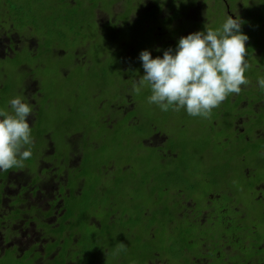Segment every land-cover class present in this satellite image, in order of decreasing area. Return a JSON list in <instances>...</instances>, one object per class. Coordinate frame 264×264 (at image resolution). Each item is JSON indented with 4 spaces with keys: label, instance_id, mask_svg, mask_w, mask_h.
<instances>
[{
    "label": "flooded vegetation",
    "instance_id": "af4514ba",
    "mask_svg": "<svg viewBox=\"0 0 264 264\" xmlns=\"http://www.w3.org/2000/svg\"><path fill=\"white\" fill-rule=\"evenodd\" d=\"M53 5L80 22V37L91 33L97 40L106 39L113 44L119 36L124 42H131L130 50L133 48L135 53L152 46L139 42L138 32L156 39L153 47L159 49H153L174 52L181 37L194 33L193 26H179L182 20L202 22L217 30L227 16L239 18L242 33L249 37L245 47L252 57L250 69L256 70L259 79L264 78V67L259 69L255 63L264 61V0H53ZM196 11L198 16L194 20ZM12 17V13L0 9V109L10 110L8 102L14 95L23 97V102L32 108L28 122L34 143L32 155L23 167L0 171V264H264V256L241 257L237 262V252L232 250L233 231L229 230L233 223L222 214L228 207L222 203L217 211L212 205L214 199L224 198L241 187L243 194L235 212L264 225L262 194L254 196L255 204L251 198L253 190H264V91L249 70L245 76L250 83L213 109L211 118L200 121V117H192L183 109L179 116L173 111L170 118L159 124L162 129L153 126V133L145 134L133 129L143 122L145 113L133 102V83L140 77L133 72L143 67L138 60L140 54H132L125 72L117 70L116 83L105 89L126 84L130 93L123 95V105L114 115L104 108L107 121L112 122L91 127L90 115L81 118L70 105L54 107L46 92L50 93L46 88L50 84L45 85L40 74H35L42 66L44 43L32 36L29 23L19 31L18 22L11 21ZM79 58L77 62L85 68L84 73L102 71L101 67L96 71V65L87 63L86 50ZM88 80L97 85L102 76ZM88 86L95 93L89 83ZM68 91L71 93L70 87ZM78 127L83 131L78 132ZM119 134L127 135L130 143L153 151L161 161L167 155L180 159L176 164L172 160L171 169H182L184 160L200 158L199 166L195 165L200 173L193 178L206 183H187L195 187L192 192L167 183L158 184L160 190H155L153 175L146 183H139L135 168L141 163L127 161L128 151L121 152L120 165L111 159H116L115 152H107V157L102 152L111 147L108 142L113 143L112 136ZM186 138L198 143L192 144ZM118 141V145H124L126 140ZM203 144L207 147L200 152ZM189 147L192 149L188 150ZM227 162L232 167L224 171V179L210 174L221 173ZM94 164L100 168L90 170L88 165ZM59 166L65 170L58 171ZM175 181L185 183L184 179ZM174 193L180 203L176 206L167 201L168 195L176 198ZM197 196L207 199L208 209L194 205L192 201ZM144 202L153 203V207L140 209ZM189 202L191 205L186 206ZM234 204L233 198L228 201L229 207ZM157 209H165L166 215L172 217L167 218L166 227L160 231L153 228L159 225L153 219L164 211ZM183 216L192 218L189 224H179ZM193 228L198 230L193 239H187L192 235L188 229ZM223 228L225 233L217 236V230ZM161 232L164 251L159 250ZM174 241L182 243L181 254L173 251ZM190 245L193 252L188 250Z\"/></svg>",
    "mask_w": 264,
    "mask_h": 264
},
{
    "label": "trees",
    "instance_id": "16d2710c",
    "mask_svg": "<svg viewBox=\"0 0 264 264\" xmlns=\"http://www.w3.org/2000/svg\"><path fill=\"white\" fill-rule=\"evenodd\" d=\"M53 6H54L53 0H0V9L12 13L13 17L11 21L17 20L18 22L17 28L19 31L22 30L23 25L29 23L32 27L29 29L32 36L35 37L38 42L44 43L43 47L45 48V52L42 56L41 59L42 66L39 69V73H38L41 76V80L51 76L52 78L51 81L54 80L55 82L61 83L62 87L54 92L55 95H60V94L66 95L67 93L70 94L68 91V87H70L71 93H74V91L75 93H77L81 89L80 88V84H81L80 79H81L82 82L87 81L90 84V86L94 88L95 93L99 91L110 92L116 90V99L123 101L124 100L123 93L126 94L130 93L129 87L126 86V84L125 86L120 88H115V85H113L108 91L105 90L110 86V83L111 84L116 83L118 79L116 71L112 69L110 70L111 74L113 73L114 75L113 77L112 75L108 74L109 70H102L97 72V74L95 73V71L84 73L83 69L82 71L76 70V67L74 66L73 63L77 62L80 59L79 56L84 50H86L88 43L82 40L81 38L82 36L81 37L79 36L77 24H79L80 22L76 23L77 21L75 18L71 17L70 15H64L63 12L59 10V8L54 9ZM259 21L262 22V19H259ZM211 29L214 30V28ZM23 31H25V29ZM73 56H75V58L73 60H69ZM246 60L251 67L252 57L249 56V53H247ZM87 63L96 65V67L93 68L96 71L100 68V64H101V62H99V60L95 57L89 59ZM255 63L258 64L259 69L264 67V61L256 60ZM71 67L73 71L72 78L70 74H67L68 69ZM250 67L248 68V70L251 72L252 76L259 80V76L256 70L250 69ZM56 69H60L62 74L63 75L65 74V76H62L60 78L57 77L55 73ZM248 70L246 71L245 74H247ZM140 72H141L139 73L140 77L145 74L143 69H140ZM98 75L102 76L101 83L94 85L88 80L92 76H98ZM137 75L138 74H136V76ZM140 77H138L139 80ZM107 79L110 81V83H107L106 81ZM46 92L47 94H49V91ZM132 93L134 96L133 102L135 103V105L139 106L142 109V112L146 113L145 107L147 105H150V103L148 102V97L151 95L150 88L148 86H144L137 94L133 89ZM49 99L52 100L53 97L50 96ZM75 104L78 105L79 107L78 113L80 114L81 118L88 117L87 115L91 116V121L88 124L91 127H95L97 124L101 125V122H103L104 124L112 122L111 120L107 121V118L105 117L106 111L102 106V102L92 104L93 107L89 109L82 108L83 105L81 101L78 99H76ZM100 115H102V117H100L101 119L96 117V116L99 117ZM142 121L143 122L141 123L144 129H146V126H148L146 124L148 122L146 121L145 114L142 118ZM77 131L81 132L83 131V129L78 127ZM112 139H113V143L110 141L108 142L111 147L107 148V150H103L102 152L106 153L105 154L106 157H107V152L109 151L115 152V154L117 155L116 159L112 157L111 159L113 160L115 165H120L119 161L122 157L121 152L128 151L130 155L126 158V160L127 161L133 160L135 162L137 161L138 163H141L140 166L145 169V173L142 172L143 176L139 180L140 181L139 183H146L148 179L151 177V175H153L157 180H166L167 183H172L173 180L176 179H180V180L184 179L187 182L189 178H193L195 175L200 173L201 169H198L197 167L199 165L195 167V164H193L192 161L187 162L185 160L184 163L182 164L183 166L182 169L181 166H175L171 169L170 167L172 166L171 164L172 160L176 164V163H180V159L172 158L169 155H167L166 158L163 159V161L164 160L166 161L165 165L168 167L167 169L154 168L153 165L158 166V162L160 161V158L158 156H157L158 159L154 157L153 151L142 146L139 147L137 143H130L129 141H127V135L124 134L112 136ZM118 139L122 140V142L126 140L123 143L124 145H118L119 142ZM188 142H191L192 144L198 143V141L195 142L194 139L192 141L190 138L188 139ZM130 144H132L133 146H130ZM206 147L207 146L205 144L201 145L199 151L201 152L203 149H206ZM190 149L192 148L189 147L188 150ZM119 154L121 155L120 157H118ZM146 165H148V168ZM170 169L171 171H169ZM178 172H180V174H178ZM187 173L189 175H186ZM210 174L218 175L221 179H224L225 177L224 170H222L221 173L219 171H211ZM136 175L139 176V173L137 171H136ZM97 179L98 177L95 178L96 182ZM169 180H172V182ZM158 184L160 183H157L156 186H158ZM187 188L190 192H192L195 189V187L192 184L190 187ZM194 205L196 204L194 203ZM225 205L228 208L227 211L222 212V214L227 217L226 221L228 220L233 223V226L229 227V230L233 231L232 237L235 240V246L234 248H232V250L237 252L236 255L237 262L241 259V257H243V259H248V258L251 259V258H261L262 256H264V225L255 224L251 222L247 218V216L244 213H241L240 211L231 214L228 202H225ZM159 211H164V212H162L161 214H157L156 216L153 215L155 217L153 219V223L154 222L159 223L158 225L159 228L164 229L166 227L165 224L167 222V218L172 219V217L169 216V214L166 215L165 209L164 210L157 209V212ZM183 217L184 219L180 220L179 224H181V222H183V224L184 223L189 224L192 218L191 217L188 218L187 216H183ZM233 227L235 229H233ZM224 233L225 232L223 228L222 230H217L216 235L220 236L223 235ZM214 234L215 233L213 232L211 235L213 236ZM228 235L231 236L230 233H228ZM159 236L162 237V238L158 237V239H160L158 241V243L160 244L159 250L164 251V246L161 247V245L165 241L163 233L161 232ZM185 242L183 241V243ZM181 244L182 243L180 242L174 241L172 248L173 251L181 254L182 251ZM193 249L194 247L192 245L188 247V250L190 252H193Z\"/></svg>",
    "mask_w": 264,
    "mask_h": 264
},
{
    "label": "clouds",
    "instance_id": "9594fccd",
    "mask_svg": "<svg viewBox=\"0 0 264 264\" xmlns=\"http://www.w3.org/2000/svg\"><path fill=\"white\" fill-rule=\"evenodd\" d=\"M241 23L227 16L217 30L206 28L181 37L175 51H164L162 58L142 51L139 59L145 74L133 83L134 91L148 86V102L161 111L183 109L192 117H209L230 94H239L241 86L250 83L245 76L250 67L245 47L249 37L242 33ZM257 83L264 91V78ZM8 106L10 110L0 109V171L23 167L34 143L30 105L16 96Z\"/></svg>",
    "mask_w": 264,
    "mask_h": 264
},
{
    "label": "rangeland",
    "instance_id": "374dc122",
    "mask_svg": "<svg viewBox=\"0 0 264 264\" xmlns=\"http://www.w3.org/2000/svg\"><path fill=\"white\" fill-rule=\"evenodd\" d=\"M198 16V11L193 13V19H195V17ZM158 22V21H156ZM179 26H181L183 29L186 28H190L191 26H193L194 29V33H196V31H204L206 28H208V26H206V24L204 23H195L191 20L188 19H184L181 21V23L179 24ZM197 28V29H196ZM103 29H106V25H104ZM133 33V31H131ZM117 35H122V33H118ZM137 36L139 38V42L141 43H147L149 45H152L151 47H149V49H145L147 51H149L151 53V56L153 59H155L156 57H158V54H160V57H163V53L159 49L158 47H153V42L156 40L153 36H149L147 34H145V32H138ZM186 37V36H185ZM82 40L84 42H87V48H86V56L87 59H91L92 57H95L99 60V62H101L100 67L102 70H109L108 74L109 75H113V73L111 74L110 70H120L121 72L124 73V68L127 67L126 63L128 64L130 61L131 56L135 55H139L142 51L135 53L133 48L130 50V48L132 47L131 42H129L127 39L124 42V38L116 36V40L113 42H109L106 39L105 40H97L96 38H94V36L91 33H85L82 37ZM81 40V39H80ZM124 42L123 45H120V42ZM73 43V42H72ZM123 46V47H122ZM76 48V46H75ZM153 48H157V49H153ZM60 49V48H59ZM144 51V50H143ZM133 54V55H132ZM75 58V56H73L71 59L69 60H73ZM139 62L142 64V62L140 61V59L138 58ZM74 66L76 67V70H80L83 72L85 71V68L83 67L82 64L75 62L73 63ZM135 75L141 73L140 70H135ZM39 70L35 71V74H38ZM55 73L57 75V77H62L63 74L60 71V69H56ZM67 74L71 75V78L73 77V71H72V67L68 69ZM115 74V73H114ZM51 76L43 79V82L45 85L50 84V86L46 87L50 90L49 96L48 98L51 96L53 97L52 102L54 104V107L56 109H61L62 107H64L65 105H70L72 107H74L78 112H79V107L74 103V101L76 99L80 100L83 107L82 108H86L89 109L92 106V104L94 103H99L102 102V106L103 108H105L106 110H108V113L112 116L114 115L117 111H118V107L123 105V101H120L119 99H116V90L114 91H110V92H105V91H99L97 93H93L89 86L88 83L83 81L81 84V89L75 93H70V95H55V91L60 89L62 87L60 82H55L54 80L51 81ZM60 81V80H58ZM107 83H110V81L107 79L106 80ZM123 95H127L126 93H123ZM16 97V95H14ZM23 98V97H22ZM113 98V100H112ZM220 107V105L218 106ZM145 117H146V121L148 122L146 125V129H144L143 125L138 122L136 125L133 126V129H139V131L142 133V131L147 134L148 132L153 133V126L154 128H160V123L165 120L167 117L170 118L171 114L173 112V110L169 109V111L164 112L161 111V109L155 105V104H150L147 105L145 107ZM63 113V111H61V114ZM177 116L180 115V112H178L176 114ZM143 118V117H142ZM207 118H211V116L207 117ZM207 120L204 117H200V121H205ZM190 121V120H188ZM54 131V130H53ZM185 141H188V139L186 138ZM107 146V144L104 145V148ZM92 149L90 148L88 151H91ZM112 153V152H111ZM113 154V153H112ZM94 159L96 160V156L94 155ZM158 159V158H157ZM146 161V160H145ZM200 161V158L198 160H192V163L195 165H198ZM101 163V162H100ZM166 161H159L158 162V166L157 165H153L154 168H163V169H167L168 167L165 165ZM90 170H94L97 168H100L99 165H88ZM148 168V165H146ZM224 167V171H228L231 169L232 167V163L231 162H227L226 164H223ZM136 171L139 173V179L142 178V172L145 173V169L143 167H141L140 165L137 166ZM58 171H62L65 170L64 166H59L57 168ZM123 173V172H122ZM128 175V174H127ZM129 175H131V173H129ZM156 175V174H155ZM125 176H123L122 181L123 183H125ZM154 177V176H153ZM102 178V175H101ZM154 183H167L166 180H157L154 177ZM172 182V180H169ZM186 182V181H185ZM129 183H131V181H129ZM187 183H206L204 181H202L199 178H189L188 181L186 183H178L175 180H173L172 183H167V185H169L172 188H178V187H182L185 189V187H190L191 184H187ZM163 187V185H161ZM153 187V186H152ZM154 189L156 190H160V186H156ZM260 193V195L262 196V206H264V190H260L258 191V189H255L251 192V198L252 203L255 204V202L257 200L254 199V196H258V194ZM176 194V198L171 197L170 195H168L167 197V201L169 203L172 204V206H176V204L178 205L179 203V199H178V194ZM243 194V188L241 187H236V189H234V193L233 194H225L224 198L223 196H220L218 199H214L212 202L213 207H216L217 211H219L221 207V204L225 202L230 201L232 198L234 199V205H231V207H229L230 212L234 213L235 212V208L238 205V203L240 202V199L242 197ZM223 198V199H222ZM196 204V206L200 209H208L207 208V199L204 198H200V197H195L194 201H192ZM250 202V201H248ZM182 203V202H181ZM186 206H190L191 203L189 202L188 204H185ZM153 207V203H149V202H144L143 204H141L140 209L142 208H148L151 209ZM180 209L182 210L183 207L182 205L180 206ZM179 209V210H180ZM228 214V213H227ZM230 215V213H229ZM221 224H218V226H220ZM211 224L209 223V225H207L208 230L211 229ZM155 229V231H160V228L158 226V224L156 226L153 227ZM198 229H191L189 231V234L192 233V235L187 236V239H193L194 237V233L197 231ZM127 260L124 261V263H126Z\"/></svg>",
    "mask_w": 264,
    "mask_h": 264
}]
</instances>
